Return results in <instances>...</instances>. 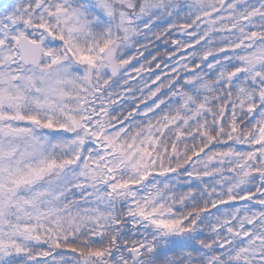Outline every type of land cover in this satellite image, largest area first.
Returning a JSON list of instances; mask_svg holds the SVG:
<instances>
[{"label":"snow or ice","instance_id":"obj_1","mask_svg":"<svg viewBox=\"0 0 264 264\" xmlns=\"http://www.w3.org/2000/svg\"><path fill=\"white\" fill-rule=\"evenodd\" d=\"M0 264H264V0H0Z\"/></svg>","mask_w":264,"mask_h":264},{"label":"trees","instance_id":"obj_2","mask_svg":"<svg viewBox=\"0 0 264 264\" xmlns=\"http://www.w3.org/2000/svg\"><path fill=\"white\" fill-rule=\"evenodd\" d=\"M161 51H163V45H161Z\"/></svg>","mask_w":264,"mask_h":264},{"label":"rangeland","instance_id":"obj_3","mask_svg":"<svg viewBox=\"0 0 264 264\" xmlns=\"http://www.w3.org/2000/svg\"><path fill=\"white\" fill-rule=\"evenodd\" d=\"M147 74H145V76H146ZM133 83H135V81L133 82Z\"/></svg>","mask_w":264,"mask_h":264}]
</instances>
